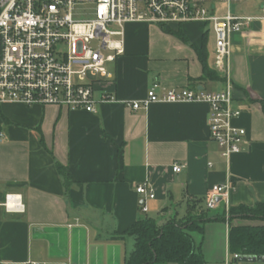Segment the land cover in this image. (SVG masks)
<instances>
[{"label":"crops","instance_id":"1","mask_svg":"<svg viewBox=\"0 0 264 264\" xmlns=\"http://www.w3.org/2000/svg\"><path fill=\"white\" fill-rule=\"evenodd\" d=\"M175 28L183 37L163 26L126 24L124 53L110 64L113 77L104 84L118 101L98 102L95 112L0 105V264H125L136 239H115L119 232L145 216L183 218L192 201L203 199L206 206L212 186L227 179L233 186L229 207L264 203V24L256 19L231 35L229 80L233 107L241 110L234 123L246 136L243 150L229 159L210 137L208 103H151L136 111L124 104L145 98L155 84L158 92L225 87L210 26ZM205 63L222 79L207 76ZM176 163L183 164L180 172L173 170ZM143 182L154 198L137 192ZM7 194L20 196L24 209H7ZM224 209L220 203L209 214ZM257 223L226 218L195 231L206 264H237L230 226Z\"/></svg>","mask_w":264,"mask_h":264},{"label":"built area","instance_id":"2","mask_svg":"<svg viewBox=\"0 0 264 264\" xmlns=\"http://www.w3.org/2000/svg\"><path fill=\"white\" fill-rule=\"evenodd\" d=\"M234 1L238 0H0V105H56L95 112L98 102L118 101L104 84L113 77L110 64L124 53L126 24L202 23L215 37V66L226 76L225 87L215 92L192 88L158 92L155 84L145 98L124 104L136 111L151 103H208L210 137L229 159L243 150L246 136V129L234 123L241 110L233 107L229 80L231 35L244 32L253 20L264 24V9L257 17L235 15L230 10ZM220 4L227 5L224 14ZM4 137L0 130V143ZM182 168L181 163L173 166L175 172ZM232 188L230 179L214 184L206 207L213 210L223 203L228 209ZM136 190L155 197L147 182ZM4 205L24 209L16 194H7ZM239 256L234 254V259Z\"/></svg>","mask_w":264,"mask_h":264},{"label":"trees","instance_id":"3","mask_svg":"<svg viewBox=\"0 0 264 264\" xmlns=\"http://www.w3.org/2000/svg\"><path fill=\"white\" fill-rule=\"evenodd\" d=\"M182 25V24H180ZM180 25L163 26L167 31L183 37ZM200 58L204 61L203 53ZM204 64L206 75L222 79L215 71ZM60 171L64 167L58 163ZM203 199L191 202L190 210L183 218L172 215L159 222L157 217L145 216L136 220L128 229L119 232L115 239L134 236L135 248L126 259L125 264H206L201 247L197 245L193 233L204 232L207 222L225 220L224 213L211 216L209 209L203 204ZM236 217L260 219L257 224H231L229 243L232 253L239 255L264 256V203L258 202L254 206L238 205L230 207V220ZM237 264L241 262L234 259Z\"/></svg>","mask_w":264,"mask_h":264},{"label":"rangeland","instance_id":"4","mask_svg":"<svg viewBox=\"0 0 264 264\" xmlns=\"http://www.w3.org/2000/svg\"><path fill=\"white\" fill-rule=\"evenodd\" d=\"M227 5H222L223 11L221 13H225V9ZM230 9L233 14H243V13H251V12H259L264 9V0H238L234 1L230 4ZM81 17V16H79ZM226 218H230V207L228 209L223 210Z\"/></svg>","mask_w":264,"mask_h":264},{"label":"water","instance_id":"5","mask_svg":"<svg viewBox=\"0 0 264 264\" xmlns=\"http://www.w3.org/2000/svg\"><path fill=\"white\" fill-rule=\"evenodd\" d=\"M239 262H264V256L262 255H240L238 258Z\"/></svg>","mask_w":264,"mask_h":264}]
</instances>
